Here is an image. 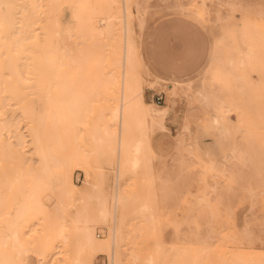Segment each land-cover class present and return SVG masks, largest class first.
I'll return each mask as SVG.
<instances>
[{
    "label": "rangeland",
    "instance_id": "1",
    "mask_svg": "<svg viewBox=\"0 0 264 264\" xmlns=\"http://www.w3.org/2000/svg\"><path fill=\"white\" fill-rule=\"evenodd\" d=\"M117 6L110 30L114 41L123 36L125 24L124 0ZM126 9L132 13L128 22L136 50L152 73L142 75L144 101L168 110L165 127L148 131L142 154L146 164L134 171L130 164L123 168L120 191L134 198L126 210L137 239L147 247L144 254L161 240L162 255L152 264H264V0H130ZM92 23L104 45L102 11L92 15ZM85 40L89 43L92 36ZM186 44L195 47V61L169 65V57ZM108 68L114 71L113 60ZM51 84L50 98L57 90ZM153 92L164 94L161 104L151 100ZM118 97L105 100V110L88 106L92 111L76 131L78 148L99 144L92 139L101 134L98 123L109 106L119 104ZM25 151L37 172L40 162L32 145ZM114 163L90 182H103L105 191H113ZM72 181L83 188L84 171L74 168ZM41 200L49 211L56 210L54 194H43ZM75 213L68 205L62 215L69 220ZM108 227L95 228L97 239L105 238ZM29 253L31 263L39 264ZM91 260L108 264L103 255Z\"/></svg>",
    "mask_w": 264,
    "mask_h": 264
},
{
    "label": "bare ground",
    "instance_id": "2",
    "mask_svg": "<svg viewBox=\"0 0 264 264\" xmlns=\"http://www.w3.org/2000/svg\"><path fill=\"white\" fill-rule=\"evenodd\" d=\"M129 3L122 6L123 36L114 41L110 30L117 0H0V264H32L29 252L39 264H93L97 255L108 264H152L162 255L161 240L144 254L147 247L126 210L134 198L120 191L124 166L134 171L145 163L148 131L163 129L168 112L144 101L142 75L152 73L135 47ZM97 11L107 23L104 45L92 23ZM112 60L113 72L108 70ZM51 82L57 90L50 98ZM115 94L119 104L109 106L96 129L101 134L92 138L99 144L78 148L76 131L92 111L88 106L105 110L104 101ZM28 145L39 158L37 172L25 155ZM113 163V191L90 182ZM74 168L84 171L83 188L72 181ZM43 194H54L55 211L45 207ZM68 205L76 213L64 220ZM108 223V234L97 239L95 228Z\"/></svg>",
    "mask_w": 264,
    "mask_h": 264
},
{
    "label": "snow or ice",
    "instance_id": "3",
    "mask_svg": "<svg viewBox=\"0 0 264 264\" xmlns=\"http://www.w3.org/2000/svg\"><path fill=\"white\" fill-rule=\"evenodd\" d=\"M197 52L194 46L186 44L178 54H173L169 57L168 64L171 66L179 67L192 63L195 61ZM262 238H264V224L261 225Z\"/></svg>",
    "mask_w": 264,
    "mask_h": 264
},
{
    "label": "built area",
    "instance_id": "4",
    "mask_svg": "<svg viewBox=\"0 0 264 264\" xmlns=\"http://www.w3.org/2000/svg\"><path fill=\"white\" fill-rule=\"evenodd\" d=\"M151 100L155 101L156 104H161L164 101L163 93L158 92V93H151L150 94ZM93 264H105L102 262H94Z\"/></svg>",
    "mask_w": 264,
    "mask_h": 264
}]
</instances>
